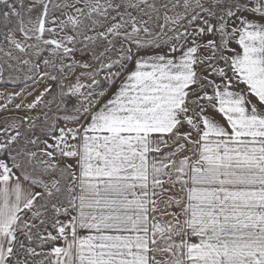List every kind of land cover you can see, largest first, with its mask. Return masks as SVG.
I'll return each mask as SVG.
<instances>
[{"label": "snow or ice", "instance_id": "6c2138e0", "mask_svg": "<svg viewBox=\"0 0 264 264\" xmlns=\"http://www.w3.org/2000/svg\"><path fill=\"white\" fill-rule=\"evenodd\" d=\"M21 79L0 264H264V0H0Z\"/></svg>", "mask_w": 264, "mask_h": 264}, {"label": "rangeland", "instance_id": "374dc122", "mask_svg": "<svg viewBox=\"0 0 264 264\" xmlns=\"http://www.w3.org/2000/svg\"><path fill=\"white\" fill-rule=\"evenodd\" d=\"M2 82L3 84H1ZM43 87V83L33 84L32 81H27V84H25V81L23 79L15 84L0 81V93L3 94V98H0V105H3L5 103V100L9 96V94L20 92L23 89V95L19 98H14L13 102L7 105V110L0 109V127L4 126L5 120H20L25 116L32 117L41 115L43 110L39 108L29 112L22 106L20 110H16L15 104L22 102L23 104H27L32 102L35 96L39 95V93L43 91ZM29 93H31V95H29Z\"/></svg>", "mask_w": 264, "mask_h": 264}, {"label": "trees", "instance_id": "16d2710c", "mask_svg": "<svg viewBox=\"0 0 264 264\" xmlns=\"http://www.w3.org/2000/svg\"><path fill=\"white\" fill-rule=\"evenodd\" d=\"M26 2H27V0H26ZM1 84H3V82Z\"/></svg>", "mask_w": 264, "mask_h": 264}]
</instances>
